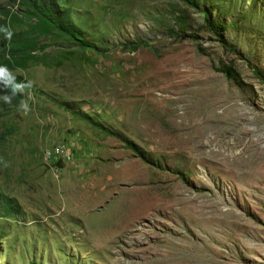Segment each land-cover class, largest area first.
<instances>
[{"label": "rangeland", "instance_id": "rangeland-1", "mask_svg": "<svg viewBox=\"0 0 264 264\" xmlns=\"http://www.w3.org/2000/svg\"><path fill=\"white\" fill-rule=\"evenodd\" d=\"M57 1L0 33V264H264V0Z\"/></svg>", "mask_w": 264, "mask_h": 264}, {"label": "trees", "instance_id": "trees-1", "mask_svg": "<svg viewBox=\"0 0 264 264\" xmlns=\"http://www.w3.org/2000/svg\"><path fill=\"white\" fill-rule=\"evenodd\" d=\"M18 11L6 10L3 12L5 17L0 20V26L8 25L9 23H15L25 20H35L39 29L48 30L53 29L61 34L68 35L72 39L78 40V30L71 24V18L69 13L61 9L57 0H17ZM204 19L211 25L213 30L220 31L225 26L221 24L212 25L208 15L204 14ZM197 40V37H191ZM84 46L88 45L85 41H81ZM3 50H7V47ZM203 51V49H200ZM229 78H235L236 73L233 68H225L222 70ZM19 79V77H18ZM5 90L0 86V95H4ZM10 94V93H8ZM2 101V100H0ZM3 102V101H2ZM11 105V104H8ZM3 102V107L5 108ZM129 148H133L132 145H127ZM9 204V203H8ZM5 203V205H8Z\"/></svg>", "mask_w": 264, "mask_h": 264}, {"label": "clouds", "instance_id": "clouds-1", "mask_svg": "<svg viewBox=\"0 0 264 264\" xmlns=\"http://www.w3.org/2000/svg\"><path fill=\"white\" fill-rule=\"evenodd\" d=\"M0 33H2L4 38L8 41H11L14 35V32L8 25L0 26ZM0 86L3 87L6 93L4 95H0V100H2L5 104H11L13 98L17 96H24L25 99L21 100L18 110L24 115H27L31 111L28 104V100L32 98L31 92L29 91L33 87V83L31 81L26 83L18 82L16 75H14L6 65H0ZM5 167H7L6 162Z\"/></svg>", "mask_w": 264, "mask_h": 264}, {"label": "bare ground", "instance_id": "bare-ground-1", "mask_svg": "<svg viewBox=\"0 0 264 264\" xmlns=\"http://www.w3.org/2000/svg\"><path fill=\"white\" fill-rule=\"evenodd\" d=\"M51 152L52 151H49V152H47L48 154H47V157L49 158V157H53V158H59V159H65V151L64 150H62L61 149V147L60 148H55L54 150H53V152L55 153V155L57 156H52V154H51ZM62 155H63V157H62ZM52 160V159H51ZM61 161V160H60Z\"/></svg>", "mask_w": 264, "mask_h": 264}, {"label": "built area", "instance_id": "built-area-1", "mask_svg": "<svg viewBox=\"0 0 264 264\" xmlns=\"http://www.w3.org/2000/svg\"><path fill=\"white\" fill-rule=\"evenodd\" d=\"M68 158H70V154H68Z\"/></svg>", "mask_w": 264, "mask_h": 264}]
</instances>
